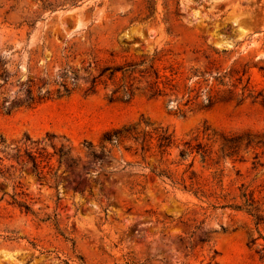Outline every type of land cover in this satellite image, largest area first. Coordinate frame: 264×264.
I'll return each instance as SVG.
<instances>
[{"label":"rangeland","instance_id":"374dc122","mask_svg":"<svg viewBox=\"0 0 264 264\" xmlns=\"http://www.w3.org/2000/svg\"><path fill=\"white\" fill-rule=\"evenodd\" d=\"M151 67L168 77L173 69L172 94L151 97L143 84L129 101L110 100ZM104 68L137 74L134 82L102 79L90 94ZM3 69L11 110L2 96L0 134L8 144L43 141L52 158L39 178L14 160L1 163L17 172L0 176V264H264V149L219 158L220 135L264 133L255 100L264 95V0H0ZM217 73L225 86L214 82ZM45 83L70 94L27 107V86L36 94ZM209 90L218 97L206 109ZM227 90L242 103L219 101ZM140 121L173 135L163 167L180 176L193 162L212 198L153 177L157 157L143 161L133 142L102 149L105 133ZM188 140L207 145L210 159L171 165ZM241 186L253 194L250 214L212 208L242 206Z\"/></svg>","mask_w":264,"mask_h":264},{"label":"trees","instance_id":"16d2710c","mask_svg":"<svg viewBox=\"0 0 264 264\" xmlns=\"http://www.w3.org/2000/svg\"><path fill=\"white\" fill-rule=\"evenodd\" d=\"M129 65L128 67H130ZM151 73L148 71H138V75L141 80L138 81V85L134 86L133 83H130L123 87V94L119 95L121 87H117L111 96V101L114 100H131L137 91H141V86L145 84V89L148 90L151 97H160L162 95L167 96L172 94L175 90L174 78L176 73H172L173 69H171V75L168 77L166 75H159L157 69L150 68ZM129 70V73H126ZM108 73V74H107ZM134 69H122V68H104L100 71L97 77L92 78L91 86L88 90L90 94L95 93L96 86L100 80H104V82L109 81L114 83L118 76L120 75L122 78L130 79V82H134V75L137 74ZM202 75L197 76V79H202ZM226 78V75L216 74L213 77L214 82L217 83L218 86H225L223 80ZM0 79L3 81L0 84V100L3 97V102L1 103L2 109L4 111L9 112L11 108H9V104L6 105L7 98L4 94V85L8 82V78H6V70L3 69L0 74ZM144 81V82H142ZM197 84H200L198 82ZM50 83H45L42 87H38L37 93L35 94L33 91V85L27 86L24 91L26 94V106L31 108L36 105H39L49 99H51L54 95L58 98L63 97L65 95H69L70 91L67 89L66 85H61L63 88V94L60 89L51 90ZM162 86V87H161ZM211 90L208 91L207 97L205 98L204 108L209 109L216 104L217 95H212ZM244 94V93H243ZM243 94L241 96H243ZM260 98V105L264 109V95L257 94L255 100ZM219 101L221 102H230L236 101L237 104H241L243 99H239L238 95L235 94L234 90L223 91L221 95H219ZM220 149H219V158L225 159H233L237 157V155L241 151H248L249 149L254 148H262L264 149V133L262 134H254L251 132L244 133H225L220 135ZM124 142H133L137 144V150L140 152V157L143 161H145L147 155H154L157 157L156 167L150 170V174L159 179H165L169 182V184L175 188H179L181 191L188 193L199 200H208L212 198V194L208 193L203 189V187L198 182V176L196 172L192 169L193 162L188 165L187 169L182 172L179 176L177 171L170 170L168 168H164V158L171 156L170 150L175 146V139L171 133L166 128L157 126L151 122L140 121L136 125L124 126L120 129L111 130L105 133L101 139L102 149L105 150L107 145L110 146H120ZM11 146V148H10ZM10 150L14 153L13 158H7L6 152ZM0 152L4 154V157H0V176H4L9 173V177L13 175V172H17V169L10 165L8 168L2 167L3 159H6L8 162L12 160L20 166L23 164V167L20 169L33 173L36 177H40V165L42 162H47L51 160L52 156L45 154V148L43 145V141H34L28 136H26L20 143H11L8 144L5 137L0 134ZM61 151L55 153L57 156L60 155ZM199 157L201 163H206L211 157V151L207 145H203L202 143L197 142L196 140H188L182 143V149L178 153V162H172L171 165L180 166L181 162L187 160L190 157ZM261 166L259 161H256L253 164V169ZM214 180H216V185L221 187V180L219 177L214 176ZM241 194L240 198L243 201V205L240 206L238 204L233 205H222L220 207L212 206L213 209H226L229 208L234 211L245 210L247 213H251V209L255 205V201L253 198V194L251 192H247V189L241 186L240 188ZM14 202L15 199H13ZM20 207H23L27 212L29 211V207L23 203L18 202ZM261 223V219L256 218V226H259ZM260 239L264 240L261 236ZM255 240L252 241V244H255ZM261 258H264L262 256Z\"/></svg>","mask_w":264,"mask_h":264}]
</instances>
